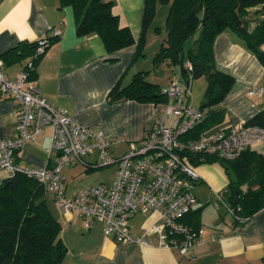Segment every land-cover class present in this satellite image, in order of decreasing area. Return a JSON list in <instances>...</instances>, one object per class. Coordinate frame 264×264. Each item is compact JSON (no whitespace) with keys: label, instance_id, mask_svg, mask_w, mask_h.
<instances>
[{"label":"crops","instance_id":"crops-1","mask_svg":"<svg viewBox=\"0 0 264 264\" xmlns=\"http://www.w3.org/2000/svg\"><path fill=\"white\" fill-rule=\"evenodd\" d=\"M112 1V11L117 14L120 25L128 26L137 40L144 0ZM164 5L168 4L156 3L154 19L146 33L144 55L134 56L135 43L109 51L96 33L78 35L71 6H60L59 0H0V68L7 77H14L33 56L34 50H29L27 43L51 35V31L58 28L60 33L51 38L35 64L34 83L47 100L63 108L75 120L103 130L110 138V155L118 156L130 142L141 141L144 131L163 114L167 99L109 101L110 88L120 78L126 83L133 73L142 70L148 71L146 78L161 88L171 80L184 84L179 65L153 63L165 34L168 6ZM154 27L159 28L158 33ZM212 48L216 68L235 80L217 105L223 110L221 120L202 131L246 122L264 110V91L247 93L253 86L264 88V65L230 31L218 33ZM195 84L199 91L196 103L191 106L199 107L206 81L203 77L190 80V86ZM186 100L190 102V92ZM17 109L15 100L0 95L1 139L13 135ZM202 111L205 115L206 109ZM50 136L51 128L45 126L33 141L16 151V161L22 165H44ZM249 149L264 155V139L254 140ZM96 157V151H92L83 157V162L63 168L66 196L80 188L111 181L115 164H111L110 175L101 180L102 171L97 169L102 166L93 165ZM53 160L51 156L50 161ZM192 165L199 175L193 188L197 202L184 221L203 228L205 242L202 245L182 254L176 248L156 245L155 238L152 244L117 243L104 236L100 220L86 221L74 211H60L53 193L47 190L46 202L61 224V239L67 247L61 264H264V206L236 221L224 207L210 208L207 204H213L216 194L226 188L228 177L218 162H192ZM4 178L5 173L0 170V182ZM155 217L156 213L149 216L136 213L129 222L130 232L141 234L143 227ZM212 233L218 235L214 240H210Z\"/></svg>","mask_w":264,"mask_h":264},{"label":"built area","instance_id":"built-area-1","mask_svg":"<svg viewBox=\"0 0 264 264\" xmlns=\"http://www.w3.org/2000/svg\"><path fill=\"white\" fill-rule=\"evenodd\" d=\"M52 32L59 34L60 30ZM48 45L47 37L38 38L32 58L14 77H7L0 68V95L18 104L13 135L0 138V170L5 178L19 173L35 178L53 193L60 211H74L86 221L100 220L104 236L117 243L152 244L155 238L156 245L176 248L182 254L202 245L203 228L184 221L197 202L193 188L199 179L188 155L201 152L216 158H235L254 140L264 139V126L242 122L202 131L196 138H185L201 124L204 113L187 102L189 87L171 80L162 89L167 98L163 114L144 131L140 142H130L124 152L112 156L110 138L103 130L75 120L47 100L34 83L30 75ZM184 67L190 79L191 63L185 61ZM262 91L261 86H253L247 93ZM45 126L51 128L47 162L42 166L18 163L16 151L33 141ZM92 151L97 153L94 166L115 164L114 177L110 182L101 181L66 196L63 168L83 162V157ZM213 204L216 208L223 206L237 220L244 219L235 214L225 190L216 194ZM136 213L145 216L156 213L139 235L130 232L129 222ZM217 236L212 233L210 240Z\"/></svg>","mask_w":264,"mask_h":264},{"label":"trees","instance_id":"trees-1","mask_svg":"<svg viewBox=\"0 0 264 264\" xmlns=\"http://www.w3.org/2000/svg\"><path fill=\"white\" fill-rule=\"evenodd\" d=\"M157 2L168 4V11L165 34L153 63L178 65L180 52L184 50V62L191 63L190 80L203 77L206 81L198 107L206 109L203 122L185 135L196 138L204 127L221 120L223 110L217 105L235 80L216 68L212 48L216 35L232 32L264 65V0H144L137 40L128 26L120 25L112 11V0H59V5L71 6L78 35L96 33L109 51L135 43L134 56H143ZM158 29L154 27L155 31ZM57 35L51 31L45 37L50 43ZM35 42L27 43L29 50H34ZM147 73L146 70L135 72L126 83L120 78L108 91V100L165 101L163 88L149 81ZM245 123L264 126V110ZM188 156L193 163L218 161L223 167L228 177L224 190L237 216L248 217L264 206V155L247 148L232 159L201 152ZM235 191L237 199H234ZM46 193L45 186L21 173L0 182V264L62 263L67 247L61 239V224L46 202Z\"/></svg>","mask_w":264,"mask_h":264},{"label":"rangeland","instance_id":"rangeland-1","mask_svg":"<svg viewBox=\"0 0 264 264\" xmlns=\"http://www.w3.org/2000/svg\"><path fill=\"white\" fill-rule=\"evenodd\" d=\"M164 6H168V5H164ZM158 33V31H156ZM199 88H200V85H199ZM191 91H192V95H191ZM198 85H194V86H190L189 88V92H190V102H189V105L193 104V103H196V98L195 96L197 97L198 95ZM194 93V94H193ZM215 162H218V161H215ZM99 171H102L100 174L102 175V178H100L101 180L104 179L106 176L110 175V173L113 171V167L111 165H106V166H102L100 169H97ZM210 206V208L212 209H217L213 206V204H207ZM220 207H223V206H220Z\"/></svg>","mask_w":264,"mask_h":264},{"label":"water","instance_id":"water-1","mask_svg":"<svg viewBox=\"0 0 264 264\" xmlns=\"http://www.w3.org/2000/svg\"><path fill=\"white\" fill-rule=\"evenodd\" d=\"M184 59H185V51L184 50H181L180 52V57H179V72H180V76H181V79L185 85L186 88L190 87V79H188L186 77V69L184 67ZM237 196H238V192L235 191V194H234V199H237Z\"/></svg>","mask_w":264,"mask_h":264}]
</instances>
